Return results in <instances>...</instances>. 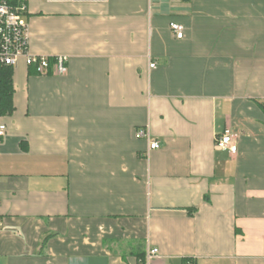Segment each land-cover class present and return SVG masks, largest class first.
<instances>
[{
    "label": "crops",
    "instance_id": "0c3cea01",
    "mask_svg": "<svg viewBox=\"0 0 264 264\" xmlns=\"http://www.w3.org/2000/svg\"><path fill=\"white\" fill-rule=\"evenodd\" d=\"M25 20L68 69L12 67L0 264H264V0H27Z\"/></svg>",
    "mask_w": 264,
    "mask_h": 264
},
{
    "label": "built area",
    "instance_id": "2783aa9c",
    "mask_svg": "<svg viewBox=\"0 0 264 264\" xmlns=\"http://www.w3.org/2000/svg\"><path fill=\"white\" fill-rule=\"evenodd\" d=\"M27 0H0V67H14L22 58L27 67H30L38 75H46L50 72L57 75H64L67 72L68 57L56 55L33 54L29 51V28L25 20ZM170 29L177 38L183 37L184 26L180 23H170ZM150 68L155 63L149 64ZM6 132V126L0 123V139ZM138 137L148 141V149H159L160 142L151 138L148 130L140 128L136 132ZM215 146L219 149H227L230 153H236L237 145L234 142V135L230 128L226 127L223 132L215 137ZM1 228V223H0ZM158 255V249L147 250L146 259ZM187 264H193L189 262Z\"/></svg>",
    "mask_w": 264,
    "mask_h": 264
},
{
    "label": "trees",
    "instance_id": "16d2710c",
    "mask_svg": "<svg viewBox=\"0 0 264 264\" xmlns=\"http://www.w3.org/2000/svg\"><path fill=\"white\" fill-rule=\"evenodd\" d=\"M13 78L12 67H0V115H7L13 111ZM258 105L264 109V103L257 102Z\"/></svg>",
    "mask_w": 264,
    "mask_h": 264
},
{
    "label": "rangeland",
    "instance_id": "374dc122",
    "mask_svg": "<svg viewBox=\"0 0 264 264\" xmlns=\"http://www.w3.org/2000/svg\"><path fill=\"white\" fill-rule=\"evenodd\" d=\"M21 61H24L22 58L19 60V63L21 62Z\"/></svg>",
    "mask_w": 264,
    "mask_h": 264
}]
</instances>
